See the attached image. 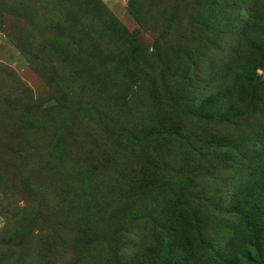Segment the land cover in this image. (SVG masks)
Returning a JSON list of instances; mask_svg holds the SVG:
<instances>
[{"label":"rangeland","instance_id":"1","mask_svg":"<svg viewBox=\"0 0 264 264\" xmlns=\"http://www.w3.org/2000/svg\"><path fill=\"white\" fill-rule=\"evenodd\" d=\"M218 9L0 0V264L218 262L227 208L264 177V83L231 93L220 63L234 47L239 74L253 48L212 28ZM259 199L246 217L264 261Z\"/></svg>","mask_w":264,"mask_h":264},{"label":"trees","instance_id":"2","mask_svg":"<svg viewBox=\"0 0 264 264\" xmlns=\"http://www.w3.org/2000/svg\"><path fill=\"white\" fill-rule=\"evenodd\" d=\"M207 1L219 8L216 13L209 11L206 13V19L210 21L212 28H222V31L227 30L229 33L238 29L235 35L240 37L239 41H247L253 48L240 62L242 69L239 74L230 72L235 70L233 66L237 65V55L234 47L229 48L226 52L228 59L220 63L221 70H224L226 75L231 76L228 85H235V87H232L233 89L231 88V93H234V95L236 93L237 99L242 102L246 99L245 94L250 87L258 86L259 82L264 83L262 74L257 72L258 69L264 70V0H229L228 3L226 0ZM231 9L232 13H230ZM260 36L263 38H260ZM195 56L196 54L194 58ZM193 64L194 62L191 60L189 71L195 67ZM219 78L220 76L205 84L206 94L215 90L213 95H216V93L224 90L222 85L217 83ZM211 96L208 95L206 98ZM150 98L151 101L154 100V96L152 97L151 94ZM147 102L150 104L148 98ZM172 133L169 131V134ZM263 195L264 177L260 179L252 178L241 187L237 193V201L231 208H227L230 211L228 213L234 216V235L225 244L226 247L223 252L221 254L217 252L216 258L219 257L217 258L219 263L216 262V264H220L222 259L238 261L240 264L245 261L248 264H264L263 259L258 254V251L260 252L258 240L252 235L253 230L246 217L250 207L258 204L260 196ZM262 211L258 219L260 224H264V209Z\"/></svg>","mask_w":264,"mask_h":264}]
</instances>
